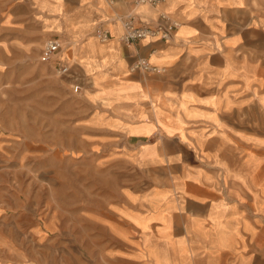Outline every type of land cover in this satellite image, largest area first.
Wrapping results in <instances>:
<instances>
[{"label": "crops", "instance_id": "crops-1", "mask_svg": "<svg viewBox=\"0 0 264 264\" xmlns=\"http://www.w3.org/2000/svg\"><path fill=\"white\" fill-rule=\"evenodd\" d=\"M17 4L44 36L77 42L76 61L65 45L57 58L91 92L102 146L139 171L97 207L84 263L264 264V0H0V11ZM160 11L180 22L169 40L120 41L118 19L153 25ZM139 57L156 70L131 71Z\"/></svg>", "mask_w": 264, "mask_h": 264}, {"label": "rangeland", "instance_id": "rangeland-1", "mask_svg": "<svg viewBox=\"0 0 264 264\" xmlns=\"http://www.w3.org/2000/svg\"><path fill=\"white\" fill-rule=\"evenodd\" d=\"M47 38L28 5L0 11V264H86L97 207L139 176L102 146L87 86L41 60Z\"/></svg>", "mask_w": 264, "mask_h": 264}, {"label": "built area", "instance_id": "built-area-1", "mask_svg": "<svg viewBox=\"0 0 264 264\" xmlns=\"http://www.w3.org/2000/svg\"><path fill=\"white\" fill-rule=\"evenodd\" d=\"M163 1L164 0H133L135 4H146L152 7L159 6ZM118 20L122 26V33L119 39L126 46L147 37H156L167 41L171 38L172 33L180 26L178 20L164 11L159 12L158 21L153 25L138 24L134 21L131 14L125 15ZM93 33L101 42H106L110 37L109 31L101 27H96ZM61 49L62 42L58 38H48L41 48V60L49 62L57 75L71 78L75 81V88L81 89L82 84L80 83V76L77 72H74L69 64L63 63L57 58V54ZM130 70L146 73L155 71L156 68L150 65L146 58L139 57L132 62Z\"/></svg>", "mask_w": 264, "mask_h": 264}, {"label": "bare ground", "instance_id": "bare-ground-1", "mask_svg": "<svg viewBox=\"0 0 264 264\" xmlns=\"http://www.w3.org/2000/svg\"><path fill=\"white\" fill-rule=\"evenodd\" d=\"M96 37V36H95ZM97 38V37H96ZM98 39V38H97Z\"/></svg>", "mask_w": 264, "mask_h": 264}]
</instances>
